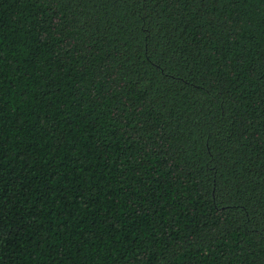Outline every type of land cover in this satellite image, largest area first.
<instances>
[{"label": "trees", "instance_id": "16d2710c", "mask_svg": "<svg viewBox=\"0 0 264 264\" xmlns=\"http://www.w3.org/2000/svg\"><path fill=\"white\" fill-rule=\"evenodd\" d=\"M0 264H264V0H0Z\"/></svg>", "mask_w": 264, "mask_h": 264}]
</instances>
